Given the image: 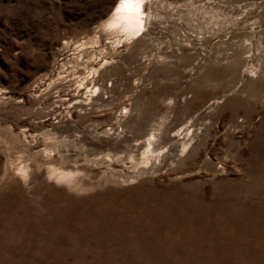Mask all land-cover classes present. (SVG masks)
<instances>
[{"label": "rangeland", "instance_id": "1", "mask_svg": "<svg viewBox=\"0 0 264 264\" xmlns=\"http://www.w3.org/2000/svg\"><path fill=\"white\" fill-rule=\"evenodd\" d=\"M149 1L136 39L102 28L117 0H0V200L20 191L0 211V264H165L45 225L179 186L203 198L239 179L241 198L264 194V164L244 171L260 169L244 158L264 139V0ZM82 71L106 74L107 93L77 87ZM183 127L193 135L167 161L162 138ZM150 133L161 147L145 158L137 140ZM256 206L264 216V198Z\"/></svg>", "mask_w": 264, "mask_h": 264}, {"label": "bare ground", "instance_id": "2", "mask_svg": "<svg viewBox=\"0 0 264 264\" xmlns=\"http://www.w3.org/2000/svg\"><path fill=\"white\" fill-rule=\"evenodd\" d=\"M149 2L117 0L102 28L110 33L126 37L136 36L138 39L143 35L146 22L151 15L147 5ZM84 44L81 41L77 45L84 48ZM83 58L84 63L92 62L91 56L85 54ZM84 66L86 68V65ZM78 77L77 87L84 88L89 78L90 82L98 83L96 87L99 91L107 93L106 85L103 84L107 76L103 72L99 71L95 77H88L82 71ZM92 107H97V104H93ZM189 133L192 137L193 133L189 127H183L173 135H165L162 138L163 146L167 147V161L178 159L180 154L177 153L175 146L178 145H175V142L179 143L178 140L181 138L179 145L185 147L187 141L183 138ZM262 138L256 133L252 146L246 149L248 158L244 159L260 168L244 170L247 174L263 175ZM137 143L146 147L143 157L159 156L155 152L161 146L155 142V134L143 136ZM204 162L207 163L209 170L213 168L209 160L206 159ZM20 174L26 179L27 172L24 168L20 169ZM56 178L65 181L66 175L63 173ZM232 182L234 184L229 185V188L220 194L210 192V197H205L206 194L203 198V195L196 198L186 193V188L179 186V191L171 188L166 196L143 193L138 199L131 198L129 202H121L119 205L101 203L94 207L87 206L76 213L78 217L72 220L71 224L67 212L60 209L52 213V218L45 227H57L55 221L58 220L60 229L58 234H63L64 227L74 231L76 243L87 244L92 240L97 245L100 242L115 243L118 246L128 244L133 250L139 249L149 255V260L157 263L162 261L165 264L176 262L197 264L198 259H203L209 260L212 264H264V216L259 214L256 206L261 198H264V194L260 191L245 196L252 198L251 202H248L237 193L240 180ZM19 194L20 191L12 187L10 193L0 200V211L8 205L15 208ZM45 203L51 204V196H46ZM79 229H82L81 232Z\"/></svg>", "mask_w": 264, "mask_h": 264}]
</instances>
